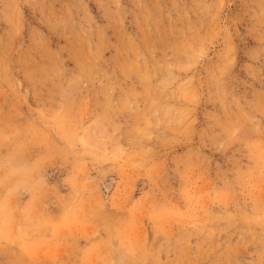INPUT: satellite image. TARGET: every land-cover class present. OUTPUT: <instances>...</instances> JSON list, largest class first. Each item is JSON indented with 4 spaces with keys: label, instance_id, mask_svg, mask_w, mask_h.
<instances>
[{
    "label": "rangeland",
    "instance_id": "374dc122",
    "mask_svg": "<svg viewBox=\"0 0 264 264\" xmlns=\"http://www.w3.org/2000/svg\"><path fill=\"white\" fill-rule=\"evenodd\" d=\"M0 264H264V0H0Z\"/></svg>",
    "mask_w": 264,
    "mask_h": 264
}]
</instances>
